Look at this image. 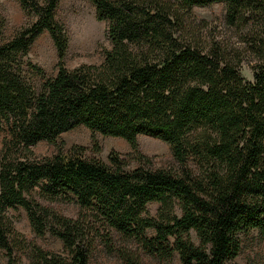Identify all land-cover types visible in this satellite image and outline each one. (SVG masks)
I'll list each match as a JSON object with an SVG mask.
<instances>
[{
  "label": "trees",
  "instance_id": "obj_1",
  "mask_svg": "<svg viewBox=\"0 0 264 264\" xmlns=\"http://www.w3.org/2000/svg\"><path fill=\"white\" fill-rule=\"evenodd\" d=\"M14 1L35 19L6 40L0 17V251L9 263L17 246L30 264H88L99 243L121 264H140L138 251L167 263L175 254L179 264H234L251 231L264 242V0H90L110 47L99 65L73 70L53 19L58 0ZM214 3L234 46L204 42L194 25L191 9ZM43 32L56 54L52 76L24 60ZM77 127L123 140L138 166L127 172L119 154L103 163L82 147L34 157L37 143L56 146ZM138 136L166 144L176 167L150 169ZM34 198L73 205L74 217ZM17 207L36 237L58 239L65 261L24 245L7 214Z\"/></svg>",
  "mask_w": 264,
  "mask_h": 264
},
{
  "label": "rangeland",
  "instance_id": "obj_2",
  "mask_svg": "<svg viewBox=\"0 0 264 264\" xmlns=\"http://www.w3.org/2000/svg\"><path fill=\"white\" fill-rule=\"evenodd\" d=\"M39 4L43 0H36ZM191 14L194 25L200 28V35L205 42L210 38L226 42L227 45L234 46L237 41L232 29L223 23V5L214 3L204 7H193ZM0 17L3 19V38L10 39L22 28L31 25L34 17L25 14L14 0H0ZM53 19L63 28L66 36V51L63 59L64 67L73 70L80 66H97L102 60V53L109 49V43L105 37V21H98L94 16V9L90 0H58L53 11ZM24 60L37 66L45 72L47 76L54 75L56 68V54L52 42L46 32L38 36L29 47ZM240 75L246 79H251L250 63L243 61L240 67ZM35 88H38L37 79H33ZM138 151L149 158L150 169H174L176 164L171 157L169 148L161 141L138 136L136 139ZM72 147H82L83 156L93 158L106 163V158L110 152H115L122 157L130 154L128 145L119 138L104 137L98 134H90L83 127H77L66 133L60 134L56 139V146L39 142L32 147L35 158L49 157L57 152H68ZM96 147L98 152L93 151ZM125 171H131L138 166V163L129 158ZM38 204L47 207L58 214L73 218L76 207L60 202H45L34 198ZM157 204L149 203L146 206L149 216H154ZM7 214L12 223L13 230L25 241V246L33 244L40 251L53 254L55 257L66 260V252L63 251L61 243L55 237L44 233L40 238L36 237L30 229L28 218L23 209L17 207L9 209ZM150 232H147L149 235ZM115 244H122L117 238ZM134 248L132 244H126ZM27 251V252H26ZM140 264H179L177 255H173L172 260L167 262L157 261L155 258L138 251ZM7 257L0 251V264H30L29 251L20 247L13 248L11 256ZM234 264H264V242L258 237L256 231H251L246 237L241 239L238 256L234 259ZM88 264H121L114 254L108 252L98 243L91 251Z\"/></svg>",
  "mask_w": 264,
  "mask_h": 264
}]
</instances>
